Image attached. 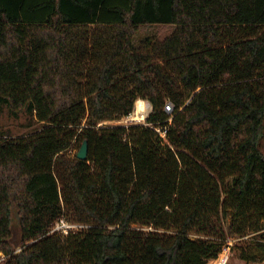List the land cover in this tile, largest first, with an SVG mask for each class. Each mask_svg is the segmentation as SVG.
Returning a JSON list of instances; mask_svg holds the SVG:
<instances>
[{
  "label": "trees",
  "instance_id": "trees-1",
  "mask_svg": "<svg viewBox=\"0 0 264 264\" xmlns=\"http://www.w3.org/2000/svg\"><path fill=\"white\" fill-rule=\"evenodd\" d=\"M139 98L147 124L100 125ZM22 109L41 126L0 130L3 264H208L226 216L264 238V0H0V113Z\"/></svg>",
  "mask_w": 264,
  "mask_h": 264
},
{
  "label": "rangeland",
  "instance_id": "rangeland-1",
  "mask_svg": "<svg viewBox=\"0 0 264 264\" xmlns=\"http://www.w3.org/2000/svg\"><path fill=\"white\" fill-rule=\"evenodd\" d=\"M172 29V25L170 24H157L151 27L143 28L139 31V35L152 34L156 37H163ZM151 104L148 105V110L143 118H134L133 111L118 119V120H107L102 121L100 125H113V124H147L146 118L151 111ZM130 117V118H129ZM41 126V122L34 119L32 116L28 114L25 109H22L18 116L10 115L7 111L0 113V130L1 131H9L12 136H26L31 134L36 129ZM160 131V128L157 129ZM163 134V132L161 131ZM80 145H75L71 149L68 150V154L70 156L76 155ZM261 147L264 151V136L262 137ZM13 221H12V238L11 241L13 243L15 250H19L21 248L18 245V237H19V226H18V218L16 214V210L12 212ZM230 218L226 216L221 218V223L223 226V230L225 232L226 238L225 243L222 246V251L219 253L217 258L210 259L208 264H264V238L260 234L261 231H252L249 230L246 234L238 235L229 232V224ZM261 223H264L262 221ZM189 235L192 238H206L207 236L203 234L196 233L195 231H190ZM246 253V255H250L253 257L251 260H245L241 258V255ZM5 254L0 252V264H3V260L5 259Z\"/></svg>",
  "mask_w": 264,
  "mask_h": 264
},
{
  "label": "built area",
  "instance_id": "built-area-1",
  "mask_svg": "<svg viewBox=\"0 0 264 264\" xmlns=\"http://www.w3.org/2000/svg\"><path fill=\"white\" fill-rule=\"evenodd\" d=\"M82 226L83 224L69 221L65 217L62 216L55 221V223L50 229V232H58L60 234L65 235V234H68L69 231L75 230Z\"/></svg>",
  "mask_w": 264,
  "mask_h": 264
},
{
  "label": "bare ground",
  "instance_id": "bare-ground-1",
  "mask_svg": "<svg viewBox=\"0 0 264 264\" xmlns=\"http://www.w3.org/2000/svg\"><path fill=\"white\" fill-rule=\"evenodd\" d=\"M148 105H150L149 101L146 99H137L135 101L134 110H133V117L134 118H143L145 117Z\"/></svg>",
  "mask_w": 264,
  "mask_h": 264
},
{
  "label": "water",
  "instance_id": "water-1",
  "mask_svg": "<svg viewBox=\"0 0 264 264\" xmlns=\"http://www.w3.org/2000/svg\"><path fill=\"white\" fill-rule=\"evenodd\" d=\"M172 106L170 104L166 105V110L167 111H171ZM87 154H88V144L86 140H83L78 151L76 152V157L80 158V159H86L87 158ZM19 245V243H18ZM16 247V246H14ZM16 249V248H14Z\"/></svg>",
  "mask_w": 264,
  "mask_h": 264
}]
</instances>
